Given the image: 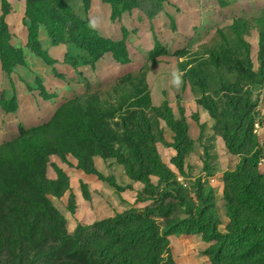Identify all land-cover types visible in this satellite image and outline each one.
<instances>
[{
  "label": "trees",
  "instance_id": "1",
  "mask_svg": "<svg viewBox=\"0 0 264 264\" xmlns=\"http://www.w3.org/2000/svg\"><path fill=\"white\" fill-rule=\"evenodd\" d=\"M16 1H25L24 18L30 21L26 48L51 67L56 78L67 80L65 75L58 74L55 68L57 61L41 47L40 26L46 28L53 46L68 40L79 50L86 51L90 65L95 66L107 54L121 64L129 62L125 40L112 43L100 36L88 20L70 13L64 16L58 12L70 10L64 0H57L59 9L52 7L53 2L44 0L38 3ZM90 1L84 0L88 8ZM100 1L111 6L112 21L120 18L117 13L120 6L122 13L138 7L134 0ZM154 1L156 7L148 14L152 19L163 12L165 3V0ZM1 6L0 67L9 76L14 68L24 66V58L20 50L10 45L11 35L5 23L9 14L6 0H1ZM68 21L74 23L76 30L73 28L65 33ZM171 21L174 25L173 19ZM256 40L257 73H254L250 59L246 65L237 61L235 68L241 77L255 74L264 81L263 24ZM249 48L247 54L250 53ZM168 55L167 49L156 42L148 60L155 63L158 58ZM187 55V52L177 53L181 58ZM72 63L76 65L77 60ZM193 68V64L184 65L182 81ZM133 81L134 76L127 75L115 85L116 91ZM182 86L187 88V85ZM41 90L45 92L43 88ZM222 91L227 100L222 111L207 95H203L202 102L197 104L215 120L213 130L222 138L227 151L241 159L236 169L225 175L223 195L229 223L223 232L219 228L220 220L210 187L203 189V186H198V202L191 208V203L183 202L188 216L170 220L164 228L149 209L133 207L93 224H78L69 234L64 215L52 204L49 196L61 198L71 188L70 176L58 165L53 166L56 178L48 177V164L55 155L63 162H67L68 155L74 156L78 169L100 179L104 176L96 167L97 156L115 158L126 166L133 182L150 186L153 190L163 184L165 187L172 185L176 173L160 156L156 134L153 125L146 120V111L151 107L155 113L153 117L163 120L174 132V142L170 146L177 154L172 164L179 171L183 168L185 156L183 146L191 149L195 141L189 136L185 111L181 109L180 119H176L167 102L154 107L150 91L145 86L121 105L111 102L102 106L98 101L86 110L76 108L74 101L65 103L47 123L29 130L21 127L17 139L0 145V264H177L172 257L169 236L182 234H201L205 242H213L205 250L211 264H264V173L260 169L263 143L254 132L258 114L254 111L255 104L248 90L239 83L227 85ZM0 107L12 113L17 110L18 103L14 97L6 99L1 96ZM106 109L109 110V118L119 119L117 123L121 124L125 136L123 143L128 148L126 154L100 132L96 117ZM194 121L199 123L197 118ZM199 126L203 134L204 124L199 123ZM158 133L160 139H164L160 130ZM153 178H158V184H154ZM110 185L122 190L114 181ZM138 196L140 201L150 200L143 197L142 192Z\"/></svg>",
  "mask_w": 264,
  "mask_h": 264
},
{
  "label": "rangeland",
  "instance_id": "2",
  "mask_svg": "<svg viewBox=\"0 0 264 264\" xmlns=\"http://www.w3.org/2000/svg\"><path fill=\"white\" fill-rule=\"evenodd\" d=\"M32 1L38 3L40 0ZM44 1L53 2L52 7L59 9L57 0ZM135 1L138 2L137 8L122 13L120 6L117 12L120 18L112 21L113 24L104 25L101 31L103 35L112 34L110 40L112 43L125 40L127 50L133 53L132 63L129 60L128 63L121 64L112 55H108L98 67H94L88 63L90 60L85 59L88 53L79 50L67 40L63 44L54 46L55 51L51 54V57L57 61L55 68L58 74L65 75L66 81L56 78L48 65L39 64L35 59L29 62V66L17 69L15 79L18 77L24 84H33L34 92L31 94L37 101L47 96L46 99H50L53 106L60 104L58 103L60 100L63 102L60 106L74 101L76 108L82 107L86 110L92 103L96 104L98 101L102 106L111 102L121 105L138 89L147 86L154 107L163 106L164 102H167L176 119H180L181 109L185 111L186 118L193 128H196L194 146L191 149L183 146L185 156L183 168L179 171L172 164V159L177 153L170 146L174 142L175 134L163 120L153 117L155 113L150 107V110L146 111V120L153 125L156 146L164 163L177 176L170 187H165L163 184L153 190L150 186L135 183L129 177L123 163L115 158L103 159L98 156L95 158L96 167L104 177L100 179L92 174L93 177L84 183L77 168L78 161L74 156L68 155L67 162H63L55 155L50 158L48 164V177L56 178L53 166L58 165L73 179L75 187L67 190L61 198L54 196L49 198L56 209L64 215L69 234L74 232L78 224H93L133 207L149 209L159 225L164 228L168 221L188 216V209L184 207L183 202L191 203L190 208L198 202L196 198L198 186H203V189L210 187L220 220L219 228L223 232L229 223L227 202L223 195L225 175L236 169L241 159L227 151L224 143L213 130L215 120L211 117L209 123L204 125L201 134L200 121L199 123L194 121L196 118L199 119L200 105L197 102H202L203 95H207L216 101L219 110L222 111L227 103L222 91L225 86L239 83L244 90H248L255 104L254 111L258 114L255 117L254 132L260 136L263 143L260 169L264 173V81L255 74L241 77L235 68L237 61H242L246 65L250 59L253 62L254 73L258 71L256 38L260 25H264V0H221L222 2L198 0L188 3L183 9L177 8L172 11L169 9L174 14L176 12L178 17V22L175 23L178 26L176 31L169 14L163 12L159 14L161 16L157 20L155 19L159 15L153 19L149 18L148 14L156 7L154 0ZM64 2L70 10L58 12L64 16L70 13L72 16L89 21V8L84 0H64ZM22 3L25 5V1ZM1 7L0 1V9ZM34 15H38L37 12H34ZM19 27L22 28V32L23 30L27 32L30 21L23 18V23ZM66 27L65 33L75 29L74 23L70 21L66 23ZM41 28L49 38L46 28L40 26L39 30ZM49 40L52 42L50 38ZM156 42L165 47L169 53L166 57L158 58L157 64L160 66L156 62H150L147 57V53L153 50ZM248 47H250L249 54H247ZM178 52L184 54L187 52L188 55L183 58L177 57ZM74 60H77L76 65L72 63ZM185 61L188 63H184ZM180 63L184 64L180 65ZM186 64H193L194 67L182 81V84L187 85L189 90L187 93H185L186 87L178 88L175 76L176 71L181 72ZM127 75H133L134 81L116 91L115 85ZM43 79L53 81L49 86L58 93L57 97L52 96V92L46 88L42 93ZM13 91L11 82L4 73H1L0 97L9 99ZM137 118L140 119L139 116ZM96 122L102 135L116 148L120 146L122 153L126 154L128 148L123 143L125 136L121 124L117 123L119 119L109 118V110L106 109L96 117ZM158 130L163 133L164 139H160ZM152 180L154 184L159 182L158 178ZM112 181L122 190L110 185ZM139 192L150 200H138ZM169 241L172 257L177 264H211L205 255V250L213 242H205L201 234L171 235Z\"/></svg>",
  "mask_w": 264,
  "mask_h": 264
},
{
  "label": "crops",
  "instance_id": "3",
  "mask_svg": "<svg viewBox=\"0 0 264 264\" xmlns=\"http://www.w3.org/2000/svg\"><path fill=\"white\" fill-rule=\"evenodd\" d=\"M191 2H198V0H188V1L167 0V3L166 4L164 3L163 12L166 14H169L172 17V19L174 21L175 31H176V29H178L177 28L178 26H176V24H175L176 22H178V17L176 15V12L174 14L171 11L176 10L177 8L183 9L184 6H186L188 3H191ZM8 4L10 7V12L5 17V23L7 25L9 33L11 35L10 45L13 48L21 51L23 58H24V66L23 67L19 66V67L14 68L12 73L9 76L6 75L8 80L11 82V86L14 87V91L10 95V98H12V97L16 98L17 103H18V108L15 112L8 113V112L3 111L0 107V145L17 139L20 136V128L21 127H23L26 130H29L33 127H37V126H40L42 124L47 123L54 116L55 112L60 107L61 103H63L60 100L58 102L60 104L53 106L52 101H50V99L49 100L46 99L45 97H41V100L37 101V99L31 94L32 92H34V89H33L34 85L33 84L31 85V83L24 84L21 81H19L18 77H17V79H15L16 70L20 69V68H25V66H29L30 61L35 59L37 62H39V64H45V63L44 62L42 63V60L37 58L30 50H28L26 48L27 32L24 30L22 32L21 31L22 28L19 27L21 25V23H23V18H24V13H25L24 3H22V1L8 0ZM169 9H171V11ZM163 12L161 14H163ZM111 14H112V9H111V6L109 4L103 3L100 0H91L90 1L89 16H88L89 22L91 23V25L94 27V29L97 30L98 33L103 38L109 39V40L112 39V34H104L103 35V34H101V31H102L104 25H106L108 23L109 24L114 23L111 20ZM15 15H16V17H15ZM160 16L161 15H159L155 20L159 19ZM0 17H1V9H0ZM15 18H16V21L14 22ZM39 42H40L42 49L47 51L51 56V54H53V52L55 51V47L53 46L52 42H50L48 36L46 35V32L42 28L39 30ZM151 51H152V49H151ZM150 52L147 53V57H149ZM128 54H129V58H130V63H132V61L134 59L133 53L129 49H128ZM86 55L87 56L85 57V59L90 60L89 55L88 54H86ZM108 55H110V54L105 55L99 62H97L95 64L94 67H98L100 62H102ZM139 56H141L140 53H139ZM161 58H163V57H161ZM158 61H159V59H157L156 64L158 63ZM158 66H160V65H158ZM1 73H3V72L1 71V67H0V74ZM172 73H175V71H172ZM176 73H177L175 75L176 80H177V77L179 78V82H177V85H178V88H181L182 87V73L179 71H176ZM47 82H49V83H47ZM51 82H53V81H51ZM51 82L44 80L41 83V87L43 89H45V88L48 89L49 92H52V96L57 97L58 93L53 88H51L49 86L51 84ZM59 83H62V82H59ZM30 87L32 88V90ZM188 91H189L188 88H186L185 93H187ZM186 96H187V94H186ZM50 98H53V97H50ZM185 100H187V99H185ZM209 117L210 116L208 115V112L202 106H200V108H199L200 124H204V125L208 124L210 121ZM43 119H45V121H42ZM187 121H188V125H189V135H190L191 139L195 141V139H196L195 138L196 128H193V126L191 125V123L189 122L188 119H187ZM219 139H221L220 141H222V143H224L221 137H219ZM158 151L160 152L159 148H158ZM78 171H79L82 179H84V183L89 178L93 177L92 174H86L81 169H78ZM70 187L71 188L75 187V184H74L72 178H70Z\"/></svg>",
  "mask_w": 264,
  "mask_h": 264
},
{
  "label": "clouds",
  "instance_id": "4",
  "mask_svg": "<svg viewBox=\"0 0 264 264\" xmlns=\"http://www.w3.org/2000/svg\"><path fill=\"white\" fill-rule=\"evenodd\" d=\"M177 82H179V78L177 77Z\"/></svg>",
  "mask_w": 264,
  "mask_h": 264
},
{
  "label": "built area",
  "instance_id": "5",
  "mask_svg": "<svg viewBox=\"0 0 264 264\" xmlns=\"http://www.w3.org/2000/svg\"><path fill=\"white\" fill-rule=\"evenodd\" d=\"M256 127H260V125H256Z\"/></svg>",
  "mask_w": 264,
  "mask_h": 264
}]
</instances>
